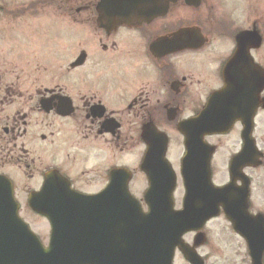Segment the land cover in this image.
I'll list each match as a JSON object with an SVG mask.
<instances>
[{
    "label": "flooded vegetation",
    "instance_id": "1",
    "mask_svg": "<svg viewBox=\"0 0 264 264\" xmlns=\"http://www.w3.org/2000/svg\"><path fill=\"white\" fill-rule=\"evenodd\" d=\"M133 1L0 0V176L11 182L20 216L45 246L60 232L65 246L75 248L82 240L79 253L95 255L97 264L111 263L117 208L128 205L123 197L129 199L124 186L116 184L117 170L123 178L130 174L127 188L139 211L163 206V178L149 168L151 163L143 167L149 148L144 130L167 134L166 156L180 208L188 198L185 157L191 156L187 164L200 176L207 169L201 170L205 164L197 159H206L210 145L211 183L242 191L243 215L251 220L235 231L220 206L217 216L184 238L203 264H222L218 222L223 221L237 240L238 264H252L249 242L259 253L264 240L261 0ZM53 16L73 27L47 28L57 18ZM88 21L93 28H84ZM257 37L262 38L259 45ZM239 52L235 67L232 61ZM236 71L239 78L233 85L239 89L230 90L229 97L249 94L254 110L251 143L246 145L250 122L236 119L222 134L195 137L204 145L188 150L189 139L181 129L192 127V120L223 93L228 75ZM255 72L256 78L250 77ZM245 97L226 104L242 107ZM170 130L178 136L171 137ZM172 141L176 161L169 156ZM133 143L141 146L135 168L118 164L117 154ZM237 156L241 158L234 161ZM148 171L157 178L151 180ZM137 175L140 189L133 185ZM192 180L200 191L194 206H213L212 191L197 183L205 181L196 176ZM24 208L46 223L45 238L24 216ZM66 264H71L69 259ZM189 264H196L195 259Z\"/></svg>",
    "mask_w": 264,
    "mask_h": 264
},
{
    "label": "water",
    "instance_id": "2",
    "mask_svg": "<svg viewBox=\"0 0 264 264\" xmlns=\"http://www.w3.org/2000/svg\"><path fill=\"white\" fill-rule=\"evenodd\" d=\"M142 1L136 0L133 3ZM261 42L262 38L257 37V44L255 45H259ZM239 56L240 52L232 61L235 67H237ZM248 65H250L249 62ZM248 65L246 63L245 66ZM256 74V72L255 74L251 73L250 77L255 76L256 78ZM263 74L264 72L261 71V89L264 87ZM238 78L237 71L234 75L229 74L227 86L221 91L223 93L212 97L207 109L192 120L191 124L193 125L188 127L189 130L186 127L181 129L190 140L187 141L188 150L192 146L204 145L202 141L195 140V137L202 138L206 134L224 133L236 119L250 122V125L245 128L246 145L251 143L250 133L254 110L248 102L249 94L246 92L243 94L246 97L245 104L242 107L233 105L228 107L226 104V102L230 103L236 97L243 96L238 94L236 97H229L231 96L230 90L239 89L238 85H233L235 79ZM256 89H258V86H256ZM143 136L149 147L143 167H147V164L151 163L149 168L157 170L156 173L161 175L160 178H163L159 182V185H163V191L160 192L163 195V198L160 199L163 206L151 205L147 214L142 213L141 210L139 211V207L134 205L135 200L132 199L127 188L130 174L128 173V178H123L122 170H117L116 184L124 186L123 192L129 199L123 197L121 201L126 202L128 205L124 208H117L116 254L112 256L111 263L107 261L103 264H172L177 247L189 261L194 262L195 259L196 264H202L194 249L184 242L183 235L191 230L200 229L209 218L218 215L220 205H223L234 228L241 231L251 220L249 215H243L246 205L242 206L241 202H245V196L238 197L242 191L236 190L231 185L221 188L212 185L209 162L213 147L209 146L208 148L211 150H208L206 159H197V161L205 164L200 169H207V172L204 171V174L200 176L198 175L201 172L198 175L192 174L194 171L193 166L187 164L188 161H191V156L187 155L185 157L183 176L188 189V198L185 199L182 209H175L173 199L175 177L166 159L167 135L148 127L144 130ZM241 157H235L234 161L239 160ZM156 173L148 171L151 180L157 178ZM192 176L205 181L198 180L197 183H204L212 191L213 206H194L192 200L195 198V193L200 195V191L194 186ZM118 194L123 195V193ZM18 208V204L14 200L11 182L6 177L0 176V264H66V259H69L71 264H97L95 255L79 253L84 248L82 240L77 241L75 248L65 246L60 232L53 234L50 247L45 248L38 236L19 217ZM157 226L160 228L158 234L156 231ZM150 228L155 230L154 233L150 234L148 230ZM261 242L259 253L254 252V248L257 247L254 242H249L253 252V264H262L263 238Z\"/></svg>",
    "mask_w": 264,
    "mask_h": 264
},
{
    "label": "rangeland",
    "instance_id": "3",
    "mask_svg": "<svg viewBox=\"0 0 264 264\" xmlns=\"http://www.w3.org/2000/svg\"><path fill=\"white\" fill-rule=\"evenodd\" d=\"M53 17H57V16H53ZM261 17L264 18V0H261ZM53 19L54 20L52 21L51 24H49L47 26V28H68L67 25L70 26L69 28L73 27L71 25L73 23H71V22H69L70 24L65 23L67 25H63L60 22L55 21V20H59L62 18L57 17V18H53ZM62 20H64V19H62ZM83 26H84V28H93L91 21L86 22ZM259 56L264 58V46L260 50ZM170 136L175 138L178 136V134H177V132H175V130H170ZM231 136H233V135H229L228 137L230 138ZM223 139H225V138H223ZM140 147L141 146L138 145L137 143H133L132 145L129 146V148H127V150L124 153H118L117 154V163L118 164L126 163L131 168H133V167L135 168V166L137 164L136 160H137V157L139 154ZM175 150H176L175 141H172L170 151H169V156H170L171 160H173V161H176V159H177V156H176L177 150H176V153L174 152ZM177 155H178V153H177ZM140 176L141 175H139V176L137 175V177H138L137 182L135 181L136 183L135 182L133 183L134 187L137 189H140V187H141ZM135 185L138 187H136ZM23 214H24V216H26L27 219H29L32 223H34L38 232H40L42 237L45 238V231H46L45 230V228H46L45 224L46 223L44 221H42V224H41L39 222L40 220H37L36 218L31 217L27 213V209H25V208L23 209ZM223 224H225V222H223V221L218 222V225H220L222 228L221 235L219 236L220 242L218 244V252H219V254H221L222 259H223L222 264H238L237 240L229 232V230L226 228V226H223ZM174 264H188V262L181 255H177Z\"/></svg>",
    "mask_w": 264,
    "mask_h": 264
}]
</instances>
